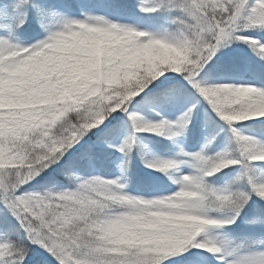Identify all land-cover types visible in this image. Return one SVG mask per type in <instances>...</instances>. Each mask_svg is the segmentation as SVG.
I'll list each match as a JSON object with an SVG mask.
<instances>
[{"label": "snow or ice", "instance_id": "obj_1", "mask_svg": "<svg viewBox=\"0 0 264 264\" xmlns=\"http://www.w3.org/2000/svg\"><path fill=\"white\" fill-rule=\"evenodd\" d=\"M0 264H264V0H0Z\"/></svg>", "mask_w": 264, "mask_h": 264}, {"label": "trees", "instance_id": "obj_2", "mask_svg": "<svg viewBox=\"0 0 264 264\" xmlns=\"http://www.w3.org/2000/svg\"><path fill=\"white\" fill-rule=\"evenodd\" d=\"M90 2H94V0H90ZM243 77H248V76H243ZM213 115L215 114L213 113ZM250 124H251L250 121H244V122L238 123L236 127L239 128L241 132H243L244 134L246 133L248 135H252V133L249 131ZM224 129L225 130L222 131L219 137L217 138V142L213 146L212 151H217L221 147H223L226 143V138L231 136V133L227 131V125H224ZM201 135H203V126H202L201 120L197 119L194 122V124L190 127V130L187 136L184 137L185 147L189 149H193V148L198 149L200 144L202 143L200 142V139H199ZM141 141H142V144L140 148L138 149V154L135 156L134 167H133V178L129 182V186L135 191H140L142 194L148 195V193L144 191L143 187L140 186L139 178L142 176L143 173L154 171V170L144 167L143 163H141L139 153H144L150 156L152 154L150 151H152L155 154H158L160 156H169L173 152L174 146L170 141L165 140L162 137L148 135V134L142 135ZM143 145H147L148 147L144 148ZM113 171H114L113 168L101 169L99 170V173L103 175H110L113 173ZM225 171L231 172L232 170L227 169ZM156 175L163 176L164 174L157 172ZM164 179L167 183L168 190L163 193L174 191L177 188L176 185L172 184L170 181L167 180L166 176L164 177ZM217 182H221V181H217ZM65 185H69V183L65 181ZM228 231L236 236H240L244 232H246L247 226L243 223V218L241 220H238L237 223L231 227V229H228Z\"/></svg>", "mask_w": 264, "mask_h": 264}, {"label": "rangeland", "instance_id": "obj_3", "mask_svg": "<svg viewBox=\"0 0 264 264\" xmlns=\"http://www.w3.org/2000/svg\"><path fill=\"white\" fill-rule=\"evenodd\" d=\"M246 82H250V81H248V80H245V79H239V80H231V81H227V83H231V84H234V85H236V86H239V85H241V84H243V83H246ZM250 86H256L254 83H251V85ZM174 115L176 114V113H173ZM246 134V133H245ZM247 135V134H246ZM201 142H203V135H202V139H201ZM184 143H185V138L184 137H182V138H180L178 141H177V144H180V145H183L184 147H185V145H184ZM174 145V144H173ZM186 148V147H185ZM199 149V148H198ZM198 149H194V150H188V151H196V150H198ZM177 150V146L176 145H174V150H173V152L169 155V156H172L174 153H175V151ZM151 153H154V152H152V151H150ZM165 157H167V156H165ZM98 174H100V175H102L101 173H99L98 172ZM119 173H118V171L115 169V171H114V173H112V174H110V175H102V176H104L105 178H110L111 176H114V175H118ZM66 187H70L71 185L69 184V185H65ZM178 190V187L174 190V191H171V192H168V193H157V194H154V195H144V194H142L140 191H135L134 189H132L130 186H129V183H128V185H127V191L130 193V194H133V195H137V196H143L144 198H146V199H150V198H158L159 197V195H170V194H172V193H174L175 191H177Z\"/></svg>", "mask_w": 264, "mask_h": 264}]
</instances>
